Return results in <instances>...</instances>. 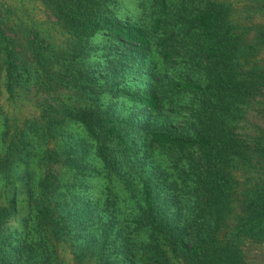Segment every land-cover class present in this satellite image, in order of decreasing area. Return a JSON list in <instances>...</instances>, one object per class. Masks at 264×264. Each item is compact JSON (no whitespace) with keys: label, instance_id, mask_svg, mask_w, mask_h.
I'll use <instances>...</instances> for the list:
<instances>
[{"label":"trees","instance_id":"trees-1","mask_svg":"<svg viewBox=\"0 0 264 264\" xmlns=\"http://www.w3.org/2000/svg\"><path fill=\"white\" fill-rule=\"evenodd\" d=\"M37 1L56 43L0 0V94L38 109L0 104V264H256L264 0Z\"/></svg>","mask_w":264,"mask_h":264},{"label":"rangeland","instance_id":"rangeland-1","mask_svg":"<svg viewBox=\"0 0 264 264\" xmlns=\"http://www.w3.org/2000/svg\"><path fill=\"white\" fill-rule=\"evenodd\" d=\"M4 3L8 4L12 13H15L19 17H23L26 21H32L33 24L40 28L41 31L47 34L50 39H53V42H58L61 39V34L59 30L55 27V24L51 22V17H49L42 7V5L37 0H1ZM127 1V0H125ZM127 7L128 4H125ZM244 2L242 0H234V7L240 11L243 8ZM250 23L259 22L264 26V14H253L248 20ZM252 32L248 34V37L251 36ZM264 55V45L258 50L257 56ZM117 103H120L117 101ZM116 104V106L124 110L125 106ZM0 104L2 110L11 118L10 120L19 121L23 116L30 114H37L38 109L35 107L33 99L30 95L27 96H19L14 100H7L6 93L1 91L0 94ZM121 104V103H120ZM122 106V107H121ZM9 120V121H10ZM247 122L253 121L256 123H261V118L254 113V111L249 108L246 112ZM249 171H235V176L238 178L237 190L235 193H238L240 187L247 185L251 182V178L249 177ZM11 223H16V220H11ZM241 248L243 251V255L246 261L256 263V264H264V241H255L253 239H245L241 244ZM57 251L59 254L63 255L64 263L63 264H76L68 253V249L63 245L57 246Z\"/></svg>","mask_w":264,"mask_h":264}]
</instances>
